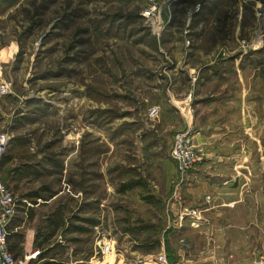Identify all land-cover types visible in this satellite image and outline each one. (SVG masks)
Here are the masks:
<instances>
[{"label": "rangeland", "instance_id": "1", "mask_svg": "<svg viewBox=\"0 0 264 264\" xmlns=\"http://www.w3.org/2000/svg\"><path fill=\"white\" fill-rule=\"evenodd\" d=\"M157 3L148 20L149 0H0V131L17 158L40 168L14 182L15 192L3 182L17 203L40 188L39 202L50 204L37 208L39 218L61 210L86 230L71 235L63 262L141 264L148 248L159 254L153 242L174 218L177 118L216 99L197 88L201 76L210 64L242 59L264 77V0ZM213 127L201 143L191 130L200 163L218 136ZM135 180L143 185L122 191ZM108 243L115 252L103 256Z\"/></svg>", "mask_w": 264, "mask_h": 264}, {"label": "crops", "instance_id": "2", "mask_svg": "<svg viewBox=\"0 0 264 264\" xmlns=\"http://www.w3.org/2000/svg\"><path fill=\"white\" fill-rule=\"evenodd\" d=\"M246 13L247 9L242 7L240 16ZM206 71L197 88L205 85L216 99L210 100L206 108L199 106L200 112L189 115L188 120L184 121L179 115L177 121L180 128H190L194 134L199 132L196 135L199 143L212 126L218 136L211 138L213 145L208 146L203 162L183 181L178 172L175 201L171 205L173 223L155 241L159 254H166L170 264L183 261L257 264L264 257V100L259 99L264 97V77L259 75V67L254 68L250 60L242 59L216 62ZM219 96L224 98H217ZM197 102L195 100V104ZM16 148L15 141L10 142L0 166L2 180L13 191L14 182L40 170L33 160L17 158ZM137 187L140 185L127 190ZM40 191V188L24 190L26 195L18 202L9 226L8 246L25 264H74L63 262L60 257L71 254V235L86 230L69 226L70 218H65L61 210L59 214L51 212L49 217L39 218L37 208L42 203L50 204L39 202ZM144 201L161 208L157 198L148 196ZM65 207L66 204L62 206ZM47 233L50 237L45 241ZM196 236L201 237L199 243L193 240ZM180 241L188 245L183 247ZM137 251L134 249L131 253L135 255ZM143 256L156 255L148 248Z\"/></svg>", "mask_w": 264, "mask_h": 264}, {"label": "built area", "instance_id": "3", "mask_svg": "<svg viewBox=\"0 0 264 264\" xmlns=\"http://www.w3.org/2000/svg\"><path fill=\"white\" fill-rule=\"evenodd\" d=\"M157 12V0H149V5L142 15L150 20L156 17ZM1 90L2 93H5L7 88L3 86ZM158 112L159 110L157 107L150 110L151 116L156 115ZM10 142L11 136L4 131H0V166L4 155L8 151ZM171 153L177 163L180 180L183 181L189 172L200 163V158L196 154L194 139L190 128H183L175 134ZM17 208L18 203L14 193L5 185L0 174V264H25L23 260L15 257L8 246L9 226L17 212ZM112 252H115V246L112 243H108L102 250V255L105 256ZM140 263L170 264L164 253L146 257L145 260ZM180 264L189 263L183 261ZM257 264H264V257L261 258Z\"/></svg>", "mask_w": 264, "mask_h": 264}, {"label": "trees", "instance_id": "4", "mask_svg": "<svg viewBox=\"0 0 264 264\" xmlns=\"http://www.w3.org/2000/svg\"><path fill=\"white\" fill-rule=\"evenodd\" d=\"M137 185H143V183L141 182V181H138V180H135V181H132V182H130V183H128V184H125L124 186H123V190H127V189H129V188H133V187H135V186H137ZM78 230H80V229H78ZM52 234H53V232H52ZM51 234V235H52ZM9 237L10 236H8V239H9ZM45 241H47V239L50 237V235L47 233L45 236ZM148 240L150 241L151 239L150 238H148ZM156 245H158V242H153V245L152 246H156ZM10 249V248H9Z\"/></svg>", "mask_w": 264, "mask_h": 264}]
</instances>
